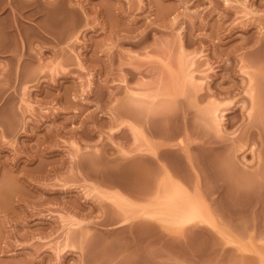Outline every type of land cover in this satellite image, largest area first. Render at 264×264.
I'll use <instances>...</instances> for the list:
<instances>
[{"label": "rangeland", "instance_id": "374dc122", "mask_svg": "<svg viewBox=\"0 0 264 264\" xmlns=\"http://www.w3.org/2000/svg\"><path fill=\"white\" fill-rule=\"evenodd\" d=\"M262 89L264 0H0V264H92L101 244L115 242L109 264L138 251L140 264H192L195 257V264H255L264 234L250 233L256 225L264 230L263 206L245 199L250 206L244 201L227 223L211 211L184 227L195 238L189 230H156L134 239L139 250L122 232L128 222L110 220L116 205L109 195L118 191L98 172L105 173L106 161L162 144L145 129L161 121L178 129L169 144L200 126L222 145H235L237 167H256L263 141L252 121ZM187 141L202 144L194 136ZM172 158L185 173L183 157ZM216 189L211 198L221 201L223 189ZM202 204L211 209L208 200ZM144 241L166 251L154 244L150 255H158L147 258ZM188 241L210 254L196 248L193 256ZM173 242L187 248L178 253ZM169 255L172 262L162 259Z\"/></svg>", "mask_w": 264, "mask_h": 264}, {"label": "bare ground", "instance_id": "6f19581e", "mask_svg": "<svg viewBox=\"0 0 264 264\" xmlns=\"http://www.w3.org/2000/svg\"><path fill=\"white\" fill-rule=\"evenodd\" d=\"M262 90H264V89H262ZM261 94L264 95V93H261ZM260 99L263 101L264 96L260 97ZM261 100H259V103L257 104L258 107L257 106H256L257 108L255 107L257 109L258 113H257V117L254 119V122L252 121V128L254 127L258 131V133L256 132V134L259 135L258 136L259 138H261V137L263 138V140H262V138H261V140L258 138L260 140V142L263 141V142H261L263 149H262V152L258 153V155H257V158H256L257 166L252 168V169L247 168V165L243 166V164H242V168H240L239 166L237 167L236 164L233 162L232 155H231L232 153L230 154V152H234V150L236 151L235 145L234 146L222 145V143H220L217 139H215V137L209 136L205 131H203L200 126L196 127V129L193 127L195 129V131L192 129V127L190 129L189 128L190 126H188L186 128V131H185V138L186 139H184V138L180 139L179 138L178 141H175L176 143L171 144V143H173L174 139L177 138L176 136L178 134L176 135V133H177L176 131L178 129L174 130L175 127L173 128V126L171 129V125L169 128L166 126L161 127L162 126L161 125V122H162L161 119H160L161 122L159 123V126H156V128H153L155 125H154V123H152V125H154L152 127V125L150 124L151 121L149 123L148 119L152 120L151 117L148 118L149 115H148V117L146 116V118L144 116V118L150 124V125H148L146 123L147 121L145 122L147 125V128H145L146 131L149 134H152L153 137L157 136V137L163 139V142H165V143L162 142V144L158 143L156 145L149 144L148 145L149 146V150H148L149 154H137V155L130 156V157H121L119 159L115 158L117 160L106 161L109 163V165L107 167V165H106L107 163H105V165L107 167V168L104 167V168H106L105 173L102 172L103 170L102 171L99 170L102 167L101 168L97 167L99 172L100 171L102 172V173L98 172V174H101V176H102L101 179L104 181L103 184L107 183L111 188L116 189L118 191L117 194H114L111 197L109 195V198L112 199V201L116 205V209H111L110 208L111 205H108L110 207L107 206V208H110L109 209L110 210L109 218L112 221H113V219L118 218L120 220V222H123V223L128 222V226H126L124 229L122 228L124 231H122V230L121 231L125 232V229H126L125 234L133 240V242H130L131 245L135 242L134 241L135 238L137 239L138 237L143 236L142 240H144V238H145L144 235H146V237L148 238L147 235L154 234V231L156 233V230H159L161 232H168L169 234H176V235L184 236V234L187 233L184 231L189 230V227L184 230V227L186 225L190 224L194 220H198L200 222L205 221L211 211L214 214H217L218 217L220 216L222 219H224V222L227 223V220L229 218H231L232 214L237 213L236 211L238 208L239 209L244 208L245 204L247 206H250V205H248V203L250 204V202H251V203L255 204V209L257 206H258L257 208L262 207V206L264 207V205H263L264 204V101L262 102ZM125 111L126 110H124V112ZM128 113H130V112H128ZM135 113H136V111H135ZM141 115L143 116L144 114H141ZM133 116H134V114H133ZM133 116L130 115V117H133ZM160 118H163V117H160ZM142 119H143V117H142ZM202 119H205V118L202 117ZM153 120L156 121L155 119H153ZM157 120H159V119L157 118ZM156 124H158V123H156ZM163 124H168V123L163 122ZM176 128H178V127H176ZM193 136L200 139L202 141V144H195L192 141L191 142L187 141L188 138H191ZM168 142H171L170 143L171 147L172 146H173V148L176 147V149L173 150V148L172 149L169 148L168 146L170 144ZM166 144H169V145L167 146ZM163 146L164 147L166 146L168 148H166V147L164 148ZM199 151H202V152L204 151V152H206V154H204V152L203 153L200 152L201 153L200 154ZM178 153L180 154V156L183 157V159L185 161V165H186V167L184 166L185 167L184 168L185 173L183 172L184 170L182 171L183 173L180 172V170H182V169L181 168L178 169V167L176 166L177 164L175 163L174 160H172V161H174L175 164L170 160V158H172L173 156L179 155ZM201 155H203V156H201ZM111 161H112V163H111ZM98 163H99L98 161L96 163L94 161V164L99 165ZM102 165H100V166H102ZM94 170H96V169H94ZM98 170H96V171H98ZM93 174H95V173H93ZM96 174H97V172H96ZM99 178H100V175H99ZM99 178L97 177V179H99ZM186 186H187V188H186ZM188 187L192 188L191 190L193 191V193L189 192ZM216 188L223 189L222 191L224 192V196L222 197V195H221L222 198H221V201L219 200L220 202L211 198V196L214 193L217 194L218 191ZM215 191H217V192H215ZM121 194L128 196V199L125 197H122ZM204 199L209 201L211 209H209L208 207H205L202 204V201ZM245 199L246 200L248 199L247 201H249V202L247 203V201ZM244 201L246 203L243 205ZM252 206L254 207V205H252ZM261 211H264V210L262 209ZM256 214L254 213V216H257L259 213L257 215ZM107 215L108 214H106L105 216L108 217ZM258 216H257V219H260V217H258ZM105 221H107V220H105ZM112 221L109 223L111 224ZM256 221L260 222V220H256ZM107 222H105V223L103 222V223L107 225ZM251 222H252V219H251ZM114 223L115 222H113V224ZM231 223H232V221L228 223L229 226ZM234 225H237V224L234 223ZM234 225H232V226H234ZM192 228H194V227H192ZM259 228H261V227H258L257 225L254 226L252 228L250 236L251 237H253L254 235L257 236V234L262 236L264 234V230H262L263 228L262 229H259ZM231 229H232V227H227V228H225L224 226L222 227V230L227 231V232H230ZM191 231L189 230L188 234ZM235 231L237 232L238 230H236V228H235ZM191 233H192V235L189 234L191 237H194V238L197 237V236H195L196 234H194V231H192ZM125 234H124V236H125ZM188 234H186V237L188 236ZM197 235H199V233ZM190 236H188V237L191 238ZM213 236L215 237V235H213ZM213 236H210L208 239H210L211 237L213 238ZM203 237H201V239ZM121 238H124V237L121 236ZM147 238H146V241H147ZM199 238H200V236L198 237L197 242L199 241ZM214 239H216V238H214ZM214 239H211V240H214ZM117 240L118 239H116V241ZM142 240H140V241H142ZM152 240H154V238H152L150 241H152ZM170 240H171V238H170ZM170 240H169V242H170ZM146 241H144V243ZM189 241H190V239H189ZM214 241H212V242H214ZM113 242H115V240ZM162 242H163V240H162ZM188 242L185 244H188ZM191 242H189L190 247H189V245L187 247L193 249L192 248L193 246L191 245V244H193V241H191ZM115 243H114V245H115ZM122 243H123V241H122ZM139 243H141V242H139ZM139 243H138V246L140 248L141 244H139ZM207 243H209L208 240H207ZM154 244H155V241H154ZM154 244L153 243L149 244V245H146V243L143 244V246L144 245L145 246H144V249L141 246V251L142 250L145 251L146 250L145 247H147V249L149 251L154 246ZM165 244L166 243L164 242V245ZM169 244L171 245V243H169ZM173 244H174V242H173ZM198 244H200V243H198ZM114 245L112 246V244H108V243H104V245L101 244L102 247H101L100 252L97 251L96 255L95 256L93 255L94 256L93 260L92 259L90 260V261H92V264H109V262L113 259V257H111V254H113V251L115 250V248H113ZM134 245H135L134 248L136 249L138 247L137 243L136 244L134 243ZM157 245H159V244H157ZM162 245H163V243L161 244V246ZM166 245H168V241H167ZM183 245H184V243H183ZM204 245H205V243H204ZM212 245H213V243H212ZM156 246H154V247H156ZM175 246L176 245L174 244V248L178 247L175 250V251H178V253H179V250L182 251V250H184V248H187L185 246V247H182V249H181V248H179L180 246H176V247ZM210 246H211V244H210ZM214 246H216V245L214 244ZM120 247H122L121 244H120L119 248ZM132 247H133V245H132ZM164 247H166V246H164ZM171 247H173V245H171ZM171 247L168 245L167 248H171ZM195 247L198 248V247H200V245L199 246L195 245ZM208 247H207V249H208ZM211 247L213 248V246H211ZM123 248H125V244H124V247H122V250H123ZM139 248H137V249H139ZM156 248H158V246ZM162 248H163V246L161 248H158V249L160 251L161 250L166 251V249L164 250V248L163 249ZM196 248L193 249L194 252H193V250L192 251L189 249L188 250L193 253V256L196 255L198 257L197 252L200 248H198V250H196ZM203 248H204V246L200 249L201 253L199 252V254L205 255L204 257L206 258L208 256V255L206 256V254H210V252L208 253V251H210V250L208 249V251H205V250H203ZM116 249H118V247ZM129 249L131 250V248H129ZM205 249H206V246H205ZM185 250H186L185 252H187V249H185ZM202 250L204 251V253L205 252L206 253L204 254L202 252ZM258 250H259L257 253L258 257L254 256V258L256 257V259H254V260H256L255 264H264L263 247H262V250H261V248ZM153 251H155V250H152V252ZM163 251H161V252H163ZM171 251L172 250H170V252ZM114 252H117V251H114ZM138 252H136V254L134 253V255H131V256L126 255L125 258L122 259L121 261H119L118 264H140L141 261L139 258L142 257L141 259H143V255H142L143 251L141 252L142 254H140ZM158 252L159 251H157L156 254L153 252V255H150L151 251H149V252H147V256H146V253L144 252V255H145V257L150 258L151 256L154 257V255H158ZM170 252H168V253L164 252V253H166L168 255V254H170ZM119 253H120V251H119ZM137 253L139 254V258H138ZM160 253H159V255H160ZM180 253H182V252H180ZM187 253L185 255V258L188 257ZM213 253L211 252V254H213ZM148 254L150 255V257H148ZM171 254L173 255V253H171ZM175 254L176 253H174V255ZM184 254L185 253L183 251V255ZM188 254H190V253H188ZM129 255H130V252H129ZM140 255H142V256L140 257ZM170 255L166 256L167 258H165V256H164V258H162V259L167 260L168 257H170ZM181 255L179 254V258ZM190 255H189V257H190ZM200 255H199V257H200ZM237 255H240V254H237ZM229 256H231L230 253H229ZM244 256H247V255H244ZM161 257H163V256H161ZM241 257H242V255H241ZM154 258H152V259L154 260ZM170 258H171V262H172L173 261L172 256ZM179 258H177V259H179ZM191 258H192V255H191L190 259ZM208 258L210 259L211 257H208ZM213 258H214V256H213ZM228 258L229 257H227V259ZM231 258H233V257H231ZM251 258H253V257L251 256ZM175 259L176 258L174 257V260ZM190 259L188 261L191 263ZM195 259H197V258L195 257ZM195 259H193V260H195ZM199 259H201V258H199ZM145 260H146V258L144 259V261ZM193 260H192V264H195L194 263L195 261L193 262ZM202 260H204V258L201 259L200 261H202ZM219 260H220V258H219ZM242 260L239 261V263L242 262ZM178 261H180V260H176L177 263L176 262L175 263L176 264L182 263V261H180V262H178ZM184 261H185V259H184ZM231 261H233V260H231ZM148 262L153 263L152 260L151 261L148 260ZM210 262L207 261V263H210ZM236 262H238V261H235V263ZM244 262H245V264H247V263L252 264L253 263V262L251 263V261L249 263V262L243 260L242 264H244ZM146 263H147V261H146ZM150 263H148V264H150ZM154 263H155V261H154ZM162 263H163V261H162ZM165 263H167V262H165ZM185 263L187 264V261ZM196 263L200 264L197 261H196ZM211 263H213V262H211ZM233 263H234V261H233ZM157 264H160V262Z\"/></svg>", "mask_w": 264, "mask_h": 264}]
</instances>
